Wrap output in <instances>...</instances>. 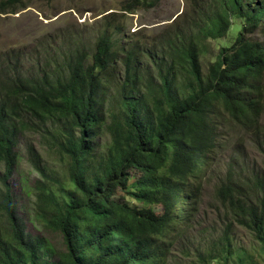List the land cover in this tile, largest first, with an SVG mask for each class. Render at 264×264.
<instances>
[{"label": "trees", "instance_id": "1", "mask_svg": "<svg viewBox=\"0 0 264 264\" xmlns=\"http://www.w3.org/2000/svg\"><path fill=\"white\" fill-rule=\"evenodd\" d=\"M157 4L131 0L125 11ZM20 6L22 0H4L0 12ZM233 15L244 24L204 73L201 42L225 37ZM184 24L143 57L141 49H119L120 41L108 34L98 39L94 54L83 44L62 56L54 53L28 77L19 70V52L2 56L0 264H164L163 240L197 212L201 183L194 179L227 124L254 136L264 154V0H200ZM256 31L262 40L249 37ZM124 52L118 86L123 114L113 118L111 141L102 151L98 133L106 120L107 76L124 61ZM27 120L38 122L43 138L57 141L70 159L71 188L62 185L57 193L42 184L35 205L39 224L61 235V248L27 232L26 215L8 183ZM118 190L141 206L116 200ZM236 191L240 187L230 174L219 196L264 245V177L255 175L249 189L256 205L240 204ZM226 245L221 250L231 254Z\"/></svg>", "mask_w": 264, "mask_h": 264}, {"label": "rangeland", "instance_id": "2", "mask_svg": "<svg viewBox=\"0 0 264 264\" xmlns=\"http://www.w3.org/2000/svg\"><path fill=\"white\" fill-rule=\"evenodd\" d=\"M130 1L22 0V6L16 12H0V60L10 51L19 52L22 55L19 70L28 77L39 68H44L45 58L54 53L62 56L83 44L90 54H94L98 39L105 34L112 36L114 41H120L118 48L123 51L124 46L127 49H141L139 56L143 57L158 43L176 35L182 26L186 28L184 22L187 23L190 15H194V4L200 2L158 0L154 7L127 12L125 7ZM231 22L232 26L225 37L201 42L200 61L204 73L210 63L216 61L220 50L233 44L244 24L235 15L231 17ZM249 37L263 39L261 31ZM127 54H122L124 61L111 71L115 72L108 74V83L106 79V120L98 133L102 151H106L111 141L113 118H121L123 114L118 86ZM37 123H28L31 128H23V134L18 138L19 146L15 148L18 152L17 163L8 183L21 205V214L26 215L27 232L47 237L50 245L61 248V235L39 224L35 205L38 188L42 184H47L57 193L62 185L66 189L71 188L68 178L70 159L59 152L57 141L43 138L42 128L37 127ZM262 124L260 141H264V114ZM230 174L240 187V192H234L240 204H257V198L249 193V189L255 175L264 177V154L257 147L254 136L245 133L241 127L234 128V125L227 124L224 136L219 138V146L210 152L207 165L202 166L194 179L201 183L197 212L188 224L177 226L163 240L166 248L164 264H264V245L219 196V189ZM133 175L139 178L141 174L133 171ZM244 193H247L246 198H240L244 197ZM260 197L263 199L264 195ZM114 198L131 206H141L122 190L116 191ZM155 209L162 215L161 206ZM226 243L231 247V254L221 250L227 246ZM212 253L219 256L210 259Z\"/></svg>", "mask_w": 264, "mask_h": 264}]
</instances>
